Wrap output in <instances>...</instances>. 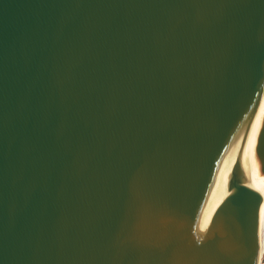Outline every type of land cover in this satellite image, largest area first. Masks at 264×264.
Segmentation results:
<instances>
[{"label":"water","instance_id":"obj_1","mask_svg":"<svg viewBox=\"0 0 264 264\" xmlns=\"http://www.w3.org/2000/svg\"><path fill=\"white\" fill-rule=\"evenodd\" d=\"M264 0H0V264H258Z\"/></svg>","mask_w":264,"mask_h":264},{"label":"bare ground","instance_id":"obj_2","mask_svg":"<svg viewBox=\"0 0 264 264\" xmlns=\"http://www.w3.org/2000/svg\"><path fill=\"white\" fill-rule=\"evenodd\" d=\"M263 79H264V69L261 72L259 79L256 83V86L253 89L248 101L246 102L245 106L240 111L238 117L232 124V127L226 137V140L224 141L222 147L220 148V150L218 151L214 159L212 168H215L218 165H220L222 163V158L225 155L234 151L241 145L249 127L264 120V99L260 101V103L253 102L251 100L254 94V91L260 85ZM256 113L258 114L257 117L252 118V115ZM257 246H258V259L257 260H258V264H260L262 261L261 259H263L262 254L264 250V234L261 240L257 243Z\"/></svg>","mask_w":264,"mask_h":264},{"label":"rangeland","instance_id":"obj_3","mask_svg":"<svg viewBox=\"0 0 264 264\" xmlns=\"http://www.w3.org/2000/svg\"><path fill=\"white\" fill-rule=\"evenodd\" d=\"M264 81V79H263ZM261 82L260 85L256 88V90L254 91V94L252 96V101L256 102V103H260V101H262L264 99V82ZM257 113L252 115V118H256L257 117ZM263 259H261V263L260 264H264V250H263V254H262Z\"/></svg>","mask_w":264,"mask_h":264}]
</instances>
